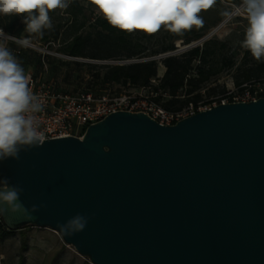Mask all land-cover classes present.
Wrapping results in <instances>:
<instances>
[{
    "label": "water",
    "instance_id": "1",
    "mask_svg": "<svg viewBox=\"0 0 264 264\" xmlns=\"http://www.w3.org/2000/svg\"><path fill=\"white\" fill-rule=\"evenodd\" d=\"M0 177L39 208L0 217L6 228H49L92 264H264V97L169 125L112 111L0 163ZM93 213L71 237L58 228Z\"/></svg>",
    "mask_w": 264,
    "mask_h": 264
},
{
    "label": "clouds",
    "instance_id": "2",
    "mask_svg": "<svg viewBox=\"0 0 264 264\" xmlns=\"http://www.w3.org/2000/svg\"><path fill=\"white\" fill-rule=\"evenodd\" d=\"M72 0H0V16H21L25 30L43 35L52 28L49 12L66 10ZM217 0H91L97 15L123 32L136 30L155 33L163 26L171 33L200 28L204 21L201 12L216 4ZM221 15L229 22L238 15L247 19L241 45L251 56L264 63V0H240L227 6ZM2 32V30H0ZM30 76L12 51L0 41V163L19 161L20 152L42 147L45 133L40 129L36 114L43 110L41 99L29 87ZM23 189L12 185L7 177H0V217L19 216L33 219L37 205L25 207L20 199ZM39 207H44L41 205ZM80 214L62 224L59 230L65 236L82 232L90 218Z\"/></svg>",
    "mask_w": 264,
    "mask_h": 264
},
{
    "label": "rangeland",
    "instance_id": "3",
    "mask_svg": "<svg viewBox=\"0 0 264 264\" xmlns=\"http://www.w3.org/2000/svg\"><path fill=\"white\" fill-rule=\"evenodd\" d=\"M78 3L82 2L78 0ZM240 0H217L216 4L206 11L200 13L203 17V25H212L204 34V36L189 44H182V40L178 39L174 45L176 50L180 52L190 46L201 44L208 38L217 39L223 42V45L217 46V54L215 59L227 58L234 64L230 69H224L217 65L216 60L212 63L219 67L220 71L214 75L208 82L207 88H211L209 93L204 89L201 90L203 98L196 106L189 104L183 107L182 113L189 111H200L218 104L217 101L224 97L228 92H237L240 89L236 87L233 79V73L237 66L244 62H251L253 57L250 52L244 49L241 42L245 36L247 27V19L244 15H238L231 22L227 21L221 13L227 6L239 4ZM97 15L96 9H87L82 13L73 11L69 6L66 10L56 9L49 12L52 21V28L47 31H57V38L51 39L49 45L41 43L38 35L28 34L20 38H15L3 31L4 35H0L2 41L18 59L24 71L31 72L37 77L51 82L55 88L62 91L86 90L85 81L89 78L88 69L83 66L78 68L72 64L63 65L61 60L71 61L79 60L83 62L105 63L104 61H92L89 59L72 58L61 52V48L69 40V38L81 31L92 30L91 22ZM74 22V25H71ZM80 22L84 23V27H78ZM168 30L163 26L155 33H146L136 30L131 32L132 36L142 42L144 46H155L167 36ZM10 36V37H8ZM21 46L22 54H16L15 50ZM172 52V53H173ZM162 55V54H161ZM42 57L41 66L37 68L36 59ZM48 56V58L46 57ZM163 56H156L160 59ZM163 65L158 63L157 76L162 75ZM156 84V80L151 81ZM247 87L260 89L264 88V83L255 81L248 84ZM95 91V92H94ZM134 92L154 96L151 87H133L128 84L119 85L112 84L106 86L103 90L94 88V93L102 92ZM211 100L210 103H205ZM1 220V219H0ZM0 264H92L88 257L76 252L74 247L62 241L57 232L35 225H26L22 228L10 230L6 228L3 222H0Z\"/></svg>",
    "mask_w": 264,
    "mask_h": 264
},
{
    "label": "trees",
    "instance_id": "4",
    "mask_svg": "<svg viewBox=\"0 0 264 264\" xmlns=\"http://www.w3.org/2000/svg\"><path fill=\"white\" fill-rule=\"evenodd\" d=\"M80 1L81 4L78 0H72L70 7L73 11L83 14L85 10L95 8L91 0ZM74 24L71 22V25ZM213 25L193 28L182 35L168 31L164 40L149 47L144 46L131 33L113 28L101 16L96 15L91 22L92 30L73 34L61 48V52L72 58L105 63L61 60V64H72L78 68L85 66L88 69L86 90L93 92L95 87L103 90L112 84L151 87L155 101L164 109L177 112L189 104L196 106L201 102L203 98L201 90L205 87L209 93L211 88H207L208 82L221 69L216 67L212 60H216L217 65L224 69L233 67L234 63L230 59H215L217 46L223 45V42L214 38H208L201 44L190 46L180 52H173L176 50L174 45L176 40L181 39L182 44H189L202 38ZM25 27L21 16H0V29L12 37L20 38L32 34L26 31ZM78 27H84V23L80 22ZM47 30L43 31V35L33 33L38 35L41 43L45 45H49L50 40L56 39L58 34L57 31ZM17 49L18 54H22L23 48L18 46ZM165 53L167 55L156 59V56ZM42 57L36 59L37 68L41 66ZM158 63L164 67L161 76H157ZM233 79L239 89L255 81L264 83V63L257 62L254 58L251 62L242 63L235 68ZM152 80H156V84H152ZM210 102L211 100L205 101ZM0 222L2 223V220Z\"/></svg>",
    "mask_w": 264,
    "mask_h": 264
},
{
    "label": "built area",
    "instance_id": "5",
    "mask_svg": "<svg viewBox=\"0 0 264 264\" xmlns=\"http://www.w3.org/2000/svg\"><path fill=\"white\" fill-rule=\"evenodd\" d=\"M0 35H4L3 31ZM18 52L19 50L16 49L15 55ZM25 74L30 76L29 87L32 92L43 103V110L37 113L36 117L46 139L65 136L81 138L89 124L102 120L107 114L116 110L143 112L158 123L166 125L174 124L179 119L196 112L191 110V106L189 111L184 113L168 111L155 101L151 94L107 91L94 94L89 90L62 91L55 88L51 82L31 72L25 71ZM259 97H264V88L243 86L237 92H228L219 100V103L246 102Z\"/></svg>",
    "mask_w": 264,
    "mask_h": 264
},
{
    "label": "crops",
    "instance_id": "6",
    "mask_svg": "<svg viewBox=\"0 0 264 264\" xmlns=\"http://www.w3.org/2000/svg\"><path fill=\"white\" fill-rule=\"evenodd\" d=\"M164 72V68H162V73Z\"/></svg>",
    "mask_w": 264,
    "mask_h": 264
}]
</instances>
